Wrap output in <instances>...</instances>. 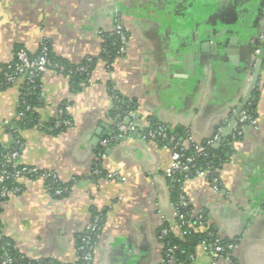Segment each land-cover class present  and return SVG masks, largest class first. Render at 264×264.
<instances>
[{
    "label": "crops",
    "instance_id": "1",
    "mask_svg": "<svg viewBox=\"0 0 264 264\" xmlns=\"http://www.w3.org/2000/svg\"><path fill=\"white\" fill-rule=\"evenodd\" d=\"M117 23L127 52L119 54L118 38V55L106 60ZM263 35L264 0H0V74L17 50L37 55L44 43L72 65L96 58L89 84L77 92L63 74L44 73L41 126L17 136L6 127L20 119L27 78L0 88L1 146L19 145L16 165L42 172L20 178L2 204L0 241L29 260L74 264L82 237L101 217L91 264H161V229L186 233L165 175L172 149L147 137L163 124L201 143L221 130L217 189L198 175L180 186L192 215L205 220L201 231L235 248L214 260L199 244L192 264H264V54L256 53ZM253 100L257 128L234 140L236 115ZM62 112L66 131L44 130ZM126 120L135 130L113 139ZM48 174L67 185L66 196L50 192Z\"/></svg>",
    "mask_w": 264,
    "mask_h": 264
},
{
    "label": "trees",
    "instance_id": "2",
    "mask_svg": "<svg viewBox=\"0 0 264 264\" xmlns=\"http://www.w3.org/2000/svg\"><path fill=\"white\" fill-rule=\"evenodd\" d=\"M120 42L118 38L115 36L111 38H107L105 41L104 49L105 51L102 54V57L106 60H112L115 58L118 54L117 51L120 48ZM262 48L264 49V44H261ZM19 50H17L18 52ZM42 46L40 48V51L37 55H30L32 58H39L41 56ZM16 52V54H17ZM48 58L51 62V65L49 66V69L55 70L64 76L68 77L70 79V84L73 91H79L82 88L86 87L89 84L92 71L95 68L96 65V58H93L92 61H88L86 59L83 63L80 65H72L68 62L59 60L54 57L51 51V47L48 44V51H47ZM81 68H84L85 70H80ZM8 71L7 66L4 67V69L1 71L0 74V88L10 84V82H7L4 73ZM42 75L39 76L36 79L35 84L32 87H28L25 84V87L22 92L21 101L19 105V113H20V119L11 127H6L10 133H12L13 136H17L18 132L21 130L30 129L35 126H41V117L40 114L36 111V108L38 106L37 104V95L39 94V86L41 82ZM27 83V82H26ZM255 103L256 101L253 100L251 102V105L246 106L245 109L248 110V113L250 116L256 118L255 113ZM30 106V109L28 110L27 107ZM60 121H68V117L65 113L62 112V114L59 117L51 118L50 121L47 122L46 125L42 126L44 130L48 131V128H53V133L60 134L64 131H66L67 126L65 124H61L57 126V123ZM47 126V127H46ZM49 126V127H48ZM157 125H152L149 130L156 129ZM167 127V126H166ZM148 130V131H149ZM168 134L170 136H174L176 138L177 144H183L185 143L187 137L185 133L183 134L180 132L181 136H177V131L172 130L168 128ZM157 142L160 145L170 147L167 140L158 139ZM204 147H206L207 156L204 154L197 155V168L201 170H209L210 172V178L217 177L219 175V172L222 168V165L225 161V157L223 152L220 149L215 148L214 146L207 147L205 143H202ZM172 145L171 147H173ZM17 151L20 153L21 148L19 145L16 147L10 149V150H4L3 147L0 144V172L2 170H5L8 173L15 172V164L14 163H6L4 159V155L12 152ZM193 149H189L186 153L187 156L193 154ZM17 168H23L22 166H18ZM42 172H37L29 175L30 178H36L39 175H41ZM195 175L194 172H191L188 174ZM184 177H182V180ZM181 180V181H182ZM46 182L48 185V188L50 192L54 196H58L55 194V191L57 189H66L67 191L64 192L62 195L58 197H64L68 194V187L67 185L62 184L60 181L53 180L52 177L46 178ZM180 183H173L171 182L173 191H172V198L173 201L176 203L178 211L180 214L183 215V220H181L183 224V230L186 232L183 236V238H180L173 234L172 232H169L166 236H164L163 240H161V243L163 246V258L166 254V249L168 247H177V250L175 251V257L177 260V264H192V261L190 260V256L195 253L196 247L201 244L202 242H206L208 248L212 249L215 246V237L208 236V232H202L201 230H195L197 228L199 221L197 219L192 218V212L191 207H183L181 204L180 197L182 195L181 192V186ZM19 184L17 182H14L12 179L6 180L3 184H0V190L2 186H7L9 189H13L14 187H17ZM2 202L3 200L0 198V213L2 211ZM204 220V219H202ZM94 221H97L96 223L98 225L102 224V218L95 219ZM205 221V220H204ZM195 227V228H192ZM166 228V227H164ZM0 233H1V222H0ZM86 235V234H85ZM97 234H90L92 242L96 240ZM82 240V239H81ZM81 244V241H80ZM79 244V245H80ZM223 246H227V244L222 243ZM228 251L224 252L225 255ZM6 258L11 259V264H52L49 261L45 260H29L27 259L22 253H20L13 244L7 240H1L0 241V264H4V261ZM74 264H82L80 261L75 262Z\"/></svg>",
    "mask_w": 264,
    "mask_h": 264
},
{
    "label": "built area",
    "instance_id": "3",
    "mask_svg": "<svg viewBox=\"0 0 264 264\" xmlns=\"http://www.w3.org/2000/svg\"><path fill=\"white\" fill-rule=\"evenodd\" d=\"M115 34L117 38L122 43V47L119 51V54H124L127 52V46H128V36L126 34V30L124 26L120 23L116 24L115 27ZM260 44H264V35L260 39ZM48 51V43H44L42 45V51L41 56L39 58H32L30 54L24 50L21 49L17 52L16 57L14 61L7 66V70L4 73V77L7 82H13L16 77L18 76H26L27 83L26 85L28 87H32L36 79L46 73L49 69V66L51 65V62L47 55ZM257 54H264V49L261 45H259L256 48ZM92 57L88 58V61H92ZM80 70L84 71V68H81ZM251 105V102H248L246 106ZM245 106V107H246ZM27 109H30V106L27 107ZM61 115V113L59 114ZM58 115V117H59ZM257 119L250 116L248 113V110L245 108L242 109L240 114L238 115L236 126L233 133V139L238 140L240 139L247 126H252L254 128H257ZM65 124V126H68L67 121H60L57 123V126ZM135 128L133 126H126L124 123H119L117 132L114 135L115 140L121 139L124 134L128 133L129 131H134ZM221 130L217 135L210 138L205 145L207 147L214 146L215 143L218 141L220 136ZM147 137L151 140H154L157 142L158 139L167 140L169 145H174L173 147L170 146L172 149V159L170 166L166 169L165 175L167 178L173 182V183H180L182 180V177H188V174L191 172H194L195 175L202 176V177H208L210 176L209 170H201L197 168V155L204 154L207 156L206 147L202 145L201 142L197 141L191 134L188 133L187 139L185 143L183 144H177L176 138L174 136H170L168 134V127H166L163 124H158L156 126V129L149 130L147 132ZM189 149H193L194 153L187 156L186 153ZM19 157V152L12 151L4 155V159L6 163H14L15 164V172L8 173L5 170H2L0 172V184H3L6 180L12 179L14 182H17L22 178L23 176H29L33 173H37L38 171L36 169H30V168H17L16 162ZM52 177L53 180L58 181L56 176L54 175H45V179ZM212 182L214 183V188L217 189V183L218 180L216 178H212ZM18 187H14L13 189H9L7 186H2L0 190V198L3 200L2 204H4L7 199L10 197V195L14 191H18ZM66 189H57L55 191L56 195H62L64 192H66ZM181 204L183 207H188L189 203L186 200V198L181 195L180 197ZM178 217L180 220H183V215L179 213L178 211ZM192 218L197 219L199 221V224L195 230H204V223L202 222V219L199 216L191 215ZM99 227L97 224H90L87 230V234L82 237L81 244L78 247V261H80L82 264H91L93 257H92V251L94 249V243L91 240L90 234H98ZM170 232L167 228H162L160 231V241L163 240L164 236H166ZM208 236L212 237V233L208 232ZM202 245H207L206 242H202ZM162 246H164L162 244ZM235 248V245L228 244L227 246H223L222 242L219 239H215V246L214 248L210 249V252L212 256L214 257V260H217L221 256H229V253L232 252ZM177 250V247H168L166 249L165 257L163 258L161 264H177V260L175 257V251ZM228 251L225 255L224 252ZM190 260L192 263L195 260V254L190 256ZM4 264H11V259L6 258L4 261Z\"/></svg>",
    "mask_w": 264,
    "mask_h": 264
},
{
    "label": "water",
    "instance_id": "4",
    "mask_svg": "<svg viewBox=\"0 0 264 264\" xmlns=\"http://www.w3.org/2000/svg\"><path fill=\"white\" fill-rule=\"evenodd\" d=\"M245 103L246 102H244L243 104H242V106L240 107V110H239V112L237 113V115H236V119L238 118V115L240 114V112L242 111V109L244 108V106H245ZM129 120H126L125 121V125H128L129 124ZM12 144L14 145L15 144V142H12Z\"/></svg>",
    "mask_w": 264,
    "mask_h": 264
}]
</instances>
